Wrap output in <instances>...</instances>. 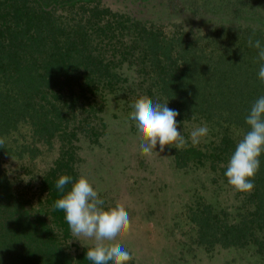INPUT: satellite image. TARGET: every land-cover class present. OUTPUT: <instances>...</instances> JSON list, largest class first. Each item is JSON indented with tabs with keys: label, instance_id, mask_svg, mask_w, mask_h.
<instances>
[{
	"label": "trees",
	"instance_id": "obj_1",
	"mask_svg": "<svg viewBox=\"0 0 264 264\" xmlns=\"http://www.w3.org/2000/svg\"><path fill=\"white\" fill-rule=\"evenodd\" d=\"M106 3L0 0V264H93L86 259L93 245L73 236L53 208L64 194L55 183L79 177L71 144L79 135L71 125L79 105L110 106L98 99L121 78L114 65L124 59L122 46L133 61L147 59V96L179 112L178 128L195 121L210 130L198 145L170 151L174 167L208 169L214 191L230 192L231 202L222 204L199 190L204 186L193 189L182 214L197 248L236 257L247 251L264 264V154L250 193L234 191L224 175L248 130L245 117L264 95L259 50L248 44L251 38L264 46V0H130L137 13ZM103 50L115 52L104 57ZM84 130L87 140L99 138L94 127ZM49 144L57 146L49 170L30 175L29 188L4 166L10 156L34 168L36 152ZM128 264H136L134 255Z\"/></svg>",
	"mask_w": 264,
	"mask_h": 264
},
{
	"label": "rangeland",
	"instance_id": "obj_2",
	"mask_svg": "<svg viewBox=\"0 0 264 264\" xmlns=\"http://www.w3.org/2000/svg\"><path fill=\"white\" fill-rule=\"evenodd\" d=\"M113 8H121L137 13L138 7L130 4V0H106ZM141 15H149L147 9ZM121 40V42L127 41ZM119 44V43H117ZM134 48V47H133ZM124 58L119 62L116 75L121 76L112 82V87L98 99L107 101L110 106L97 111L87 104L79 105L75 121L71 127L78 132V137L71 142L76 150L75 158L79 176H85L98 191L104 201L103 207H113L117 202L122 204L130 218V228L119 243L129 249L136 259V264H254L247 251L225 253L198 249L192 240L191 225L183 216V207L188 203L193 189L202 190L207 198L218 202H231L228 188L218 189L209 183L211 171L193 167L189 171L177 169L171 163L170 151L173 145L166 146L165 151L152 156L140 154L138 134L135 121L130 119L131 104L140 96H147L149 77L144 66L147 59L133 61L125 54L122 46L118 49ZM103 56L109 57L115 51L103 50ZM135 55H136V50ZM134 58L133 53H129ZM120 58L116 52L114 62ZM110 90V91H109ZM112 90V91H111ZM156 96L148 97L157 103ZM105 98V99H104ZM106 128L102 127L101 120ZM71 119V117H69ZM84 119V120H82ZM86 120V124H84ZM192 120V118L190 119ZM195 121H186L183 128L189 134L196 128ZM84 124V125H83ZM85 126L96 130L98 139L87 140L84 136ZM185 137V136H184ZM75 138L77 140H75ZM81 139V140H80ZM56 141L55 138L52 139ZM156 151L159 150L157 145ZM57 146L49 144L40 147L36 157V167L18 162L10 156L5 159L4 166L14 171L22 185L29 188L30 175L39 178L49 170L55 156ZM31 184V183H30ZM199 186V187H197ZM194 190V191H195ZM216 194V195H215ZM84 243L93 245V241L84 238ZM111 243V242H110ZM235 259V260H234Z\"/></svg>",
	"mask_w": 264,
	"mask_h": 264
},
{
	"label": "clouds",
	"instance_id": "obj_3",
	"mask_svg": "<svg viewBox=\"0 0 264 264\" xmlns=\"http://www.w3.org/2000/svg\"><path fill=\"white\" fill-rule=\"evenodd\" d=\"M248 44L259 50L258 59L262 63L258 78L264 83V46L251 38ZM167 103H154L142 95L131 104L130 119L135 121L142 156L159 154L170 145L183 149L188 143L178 130L176 117L179 112L169 108ZM245 123L248 130L237 142L224 173L228 184L240 193H250L254 189V178L260 168L259 158L264 154V95L251 105ZM209 131L206 124L194 128L190 133L192 145H198ZM3 143L4 140L0 139V145ZM157 145L158 151L155 150ZM66 185H70L67 191ZM55 187L64 194L55 200L53 208L63 212L73 236L93 241V246L87 248V260L93 264H109L110 261L112 264H128L133 259V255L119 243L130 228V218L122 204L117 202L113 207H103L104 201L98 191L83 175L74 181L69 175H61Z\"/></svg>",
	"mask_w": 264,
	"mask_h": 264
}]
</instances>
